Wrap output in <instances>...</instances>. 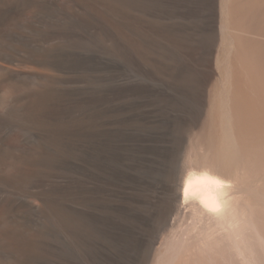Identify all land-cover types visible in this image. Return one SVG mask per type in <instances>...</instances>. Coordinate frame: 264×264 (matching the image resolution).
Returning a JSON list of instances; mask_svg holds the SVG:
<instances>
[{"label": "bare ground", "instance_id": "bare-ground-1", "mask_svg": "<svg viewBox=\"0 0 264 264\" xmlns=\"http://www.w3.org/2000/svg\"><path fill=\"white\" fill-rule=\"evenodd\" d=\"M0 264H264V0H0Z\"/></svg>", "mask_w": 264, "mask_h": 264}, {"label": "rangeland", "instance_id": "rangeland-1", "mask_svg": "<svg viewBox=\"0 0 264 264\" xmlns=\"http://www.w3.org/2000/svg\"><path fill=\"white\" fill-rule=\"evenodd\" d=\"M100 59L104 63L105 70L108 71L106 80H109V79H111V77L114 74H117V63H116V60L113 57H110V56H107V55H104V54L100 55ZM11 136L9 137V140L10 141H14L15 140V135H11ZM11 138H13V140Z\"/></svg>", "mask_w": 264, "mask_h": 264}]
</instances>
